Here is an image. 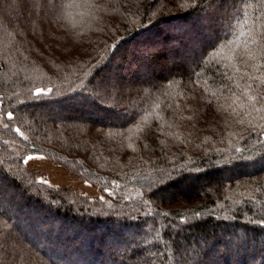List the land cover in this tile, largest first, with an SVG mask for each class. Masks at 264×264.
Segmentation results:
<instances>
[{
    "label": "trees",
    "instance_id": "16d2710c",
    "mask_svg": "<svg viewBox=\"0 0 264 264\" xmlns=\"http://www.w3.org/2000/svg\"><path fill=\"white\" fill-rule=\"evenodd\" d=\"M0 100V187L19 199L0 193V264H175L183 247L179 264H264V0H0ZM137 122L136 169L99 160L96 134L124 146ZM31 152L123 189L68 200Z\"/></svg>",
    "mask_w": 264,
    "mask_h": 264
},
{
    "label": "rangeland",
    "instance_id": "374dc122",
    "mask_svg": "<svg viewBox=\"0 0 264 264\" xmlns=\"http://www.w3.org/2000/svg\"><path fill=\"white\" fill-rule=\"evenodd\" d=\"M12 4L13 3H10V5H8V7L11 6ZM6 7H3L4 16L7 15V13H5V10L8 8H6ZM8 11H9V9H8ZM8 11H6V12H8ZM51 13H53V11ZM51 13L49 14V18H47L44 15V20H47V21H45L46 23L49 20H52V21L57 20L56 18H58V17L55 16V18H52L53 15H51ZM50 17H51V19H50ZM137 17H138V15H131L130 16L131 19L125 20V21H123V18H119L118 23H114V25L109 26V28L112 29V32H116L118 29H121V26H125L127 23L136 22ZM34 20L37 21V24L41 25L40 24V23H42L41 19H39L38 17H35ZM31 22H34L33 18H31ZM57 25L58 24L55 25V23H49V25H48V23H47L46 29L49 30V28H51L52 31H54L57 28L56 27ZM54 26H55V28H54ZM9 30H13V29L9 28ZM37 31H38V29H37ZM37 31H35V32H37ZM90 33H95V32H90ZM24 35H28V36L33 37V38L38 37L37 35H35V33H28V32H24L22 30V33L19 34V38L21 39V37ZM112 35H114V34H111V36H109V39L112 37ZM93 37L95 39L91 42V44H93L92 48L96 47L98 49L102 46V44L106 46V42H107L106 40L108 37V36H106V34H104V35L99 34L98 35L95 33V36H93ZM59 43H61V42H59ZM50 45H52V44H50ZM59 61H61V60H56V62H59ZM47 90H50V89H47ZM3 110H4L3 104H2V101L0 100V112H2ZM147 114L149 116H152V113H147ZM263 118H264V115L260 119H263ZM144 119H147V118H144ZM145 123L141 124L140 122H137L131 129H129L125 132H119V134L123 137V139H121V140H122V143L125 146V148H124V146H120V145H115V146L113 145L114 146L113 147L112 144H108V143L102 142V141L100 142L99 141L100 138H104V137L102 134L101 135L96 134L95 132H97V131H95L94 134L97 135L96 136L97 141L94 142V144L99 143L98 145H99L100 151H101V149L103 150V148L105 146L104 152H100L98 149V152L101 155V158L99 160L105 159L107 162H109V164L110 163L114 164L116 169H118L120 172L125 167L136 169L137 164H135L134 162L138 159H143L142 156L144 157L147 154V152L145 151V153H142L141 149H139L138 155L141 157H137L138 155L137 156L131 155V157H130L129 153H126V148L131 150L133 148V146L136 147V143L142 139L143 134L145 133V130H144L145 129ZM51 131H53V129ZM74 131H77L78 132L77 135L81 137V136H84V133L86 130L84 128L79 129L77 127V129H74ZM147 136L149 137L150 135H147ZM147 136L145 134L144 138L146 139ZM76 141L78 142L80 147L83 146V149L87 145L86 144L87 140H84L83 138H77ZM103 143H106V144L104 145ZM208 143H214V137L209 138L207 144ZM95 151H97V150H95ZM30 156L32 157L31 160L28 159ZM106 161L103 163L107 164ZM23 165L27 170L31 171L32 173H34L36 175V177L38 179L37 182L40 183L41 185L49 186L51 188L64 189V190L68 191L69 192V198H66L68 200H73V198L74 199H85L89 202L95 200V201H97V203H99L98 205H100L101 201L104 202V200L107 201L109 199L107 197H113L112 199L114 200V198H115V195L113 196V194H115V192L113 191L114 189H123V185H121L119 182H115V184L109 183V187H105V186H103V184L101 182L99 183L100 180H96L95 178H90V176L88 174H86L85 172H83L82 169H80L78 166H75V165L70 164V163H64L61 160L57 159V157L52 156V154L48 155V154H44V153L31 152L25 156L24 161H23ZM103 174L106 175L105 172H103ZM103 183H104V181H103ZM0 193H2V195H5L6 199L8 198L9 200H12L16 204L19 201V199L16 198L14 192L10 191L9 192L10 194H7V191L2 186L0 187ZM11 197L15 198V199H12ZM23 214L29 216V212H27V211L26 212L23 211ZM1 223L2 222L0 220V224ZM131 233H132L131 241H132V239H136L138 241H141V230H139V229L132 230ZM148 241H149V239H148ZM128 247H131V244H129ZM177 251L180 252L181 254H180L179 258H176L175 264L180 263V261H178V259H184L185 260L186 256L183 255V253H186V251H187L188 256H189V252H190L189 249H187L185 251L184 247L182 250H177ZM189 258H191V259L188 261V263L186 262L187 264H196L197 260H195L196 258L194 256V254H190Z\"/></svg>",
    "mask_w": 264,
    "mask_h": 264
},
{
    "label": "snow or ice",
    "instance_id": "6c2138e0",
    "mask_svg": "<svg viewBox=\"0 0 264 264\" xmlns=\"http://www.w3.org/2000/svg\"><path fill=\"white\" fill-rule=\"evenodd\" d=\"M37 94L39 95L40 93H37ZM8 119H12V114L11 113H8ZM5 126H7V125H5ZM17 132H19V129H17ZM21 135H23V134L21 133ZM28 159L31 160L32 157L30 156Z\"/></svg>",
    "mask_w": 264,
    "mask_h": 264
}]
</instances>
